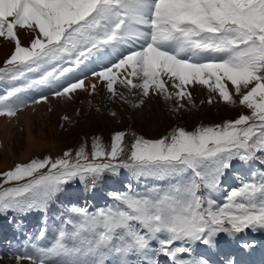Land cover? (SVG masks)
I'll return each mask as SVG.
<instances>
[{
	"label": "snow or ice",
	"instance_id": "6c2138e0",
	"mask_svg": "<svg viewBox=\"0 0 264 264\" xmlns=\"http://www.w3.org/2000/svg\"><path fill=\"white\" fill-rule=\"evenodd\" d=\"M18 30L30 34L29 46ZM0 38L14 43L0 76L40 72L33 83L50 84L127 46V54L93 72L114 96L120 70L130 69L119 83L140 88L145 97L154 92L191 101L188 86L198 84L226 104L239 97L250 112L192 131L176 128L159 139L137 136L126 160H120L124 133H117L110 151L94 142L91 161L81 148L74 163L65 152L0 173V214L44 211L71 181L91 179L95 185L104 172L121 168L136 177L176 181L145 194L113 192V203L96 211L66 209L54 243H32L35 255H18V264H108L110 258L113 264H158L153 257L159 255L171 264H209L193 256V245L212 248L221 233L264 230V170L234 188L222 206L214 199L234 160L248 164L260 154L264 164V0H0ZM83 88L84 79H78L55 95L70 98ZM21 91L0 97V117L13 118L26 106ZM103 160L109 162H96ZM43 238L42 230L36 239Z\"/></svg>",
	"mask_w": 264,
	"mask_h": 264
},
{
	"label": "rangeland",
	"instance_id": "374dc122",
	"mask_svg": "<svg viewBox=\"0 0 264 264\" xmlns=\"http://www.w3.org/2000/svg\"><path fill=\"white\" fill-rule=\"evenodd\" d=\"M18 36L23 46H29L30 34L28 32H23ZM0 48L2 49L0 68H3L5 61L14 50V43L1 38ZM125 48L128 52V47ZM127 52L124 53L119 48L118 52L109 54V59L105 63L92 58V62L87 61L84 68L81 65L75 69L77 77L68 73L50 84L37 85L33 83V81L41 78L40 72L27 73L24 77L15 79L11 76H0V93L4 92L0 97L19 88L22 84L25 90L21 93L20 100L26 104L15 117H0L9 119L8 124H12L11 127L15 128L7 139V141L10 140L8 142L10 144L9 152L7 154L0 152V173L12 170L16 164L29 163L33 159L51 157L55 160L63 158L65 152L72 153L69 159L74 163L76 162V153L81 148L85 150L89 161H91L94 142L99 140L104 149L110 151L112 138L117 133H124L122 143L124 152L121 154L120 160H126L131 145L137 136L154 140L167 135L176 128L192 131L198 126L222 124L225 121L235 120L241 114H250L247 108L239 105V97L234 95L236 104H226L219 99L218 94L198 84L188 87V91L192 95L191 101L174 98L172 102H169L164 97L146 99L140 95L143 101L141 103L143 111L140 114L135 113L136 107L132 106L127 99L118 96L122 94L121 86L117 88L115 96L106 91V86L104 87L107 84L106 81L98 80L100 82L95 85V92L83 88L71 93L70 98L69 96L59 97L55 95L57 91H62L63 87L77 82L78 79L85 81L97 78L93 75L94 71L98 72L103 70L105 66H110L120 54H127ZM114 71L116 70L114 69ZM122 73L120 70V75ZM120 79L119 76L117 80L119 85H121L118 83ZM29 82L30 84L26 86ZM45 86L49 87L46 88ZM199 87H203L204 90V98L200 101L194 94V91ZM228 87L234 94V89L230 83ZM38 89L41 91L38 92ZM123 89L128 90L125 87ZM82 93L88 95L81 96ZM45 97L46 100L43 99ZM210 97L213 99L212 103H208ZM36 100L41 102L35 103ZM41 104L43 106L40 107ZM181 104L183 107H180ZM30 109L32 110L30 111ZM20 114H24L23 117L17 118ZM23 121L28 123L31 133L41 144L40 147L35 145L34 148H30L32 151H29L25 158L23 155L28 150V143ZM2 136L4 137V132ZM260 163L261 157L260 154H257V159L248 163L251 166L246 172L244 164L234 160L233 166L221 178L219 193L214 196L217 205L222 206L227 200V195L234 188L239 187L243 182L264 170V165L261 166ZM43 171H47V169ZM175 182L171 178L136 177L129 170L121 168L115 174L110 171L104 172L97 179L95 185L92 184L91 179L82 182L77 178L71 181L68 185L63 186L64 190L49 202L44 211L20 212L10 210L0 214V264H18V255L25 253L35 255V249L31 247L32 243H37L41 247H50L58 237L59 230L64 226L62 221L67 219L66 209L70 207H87L89 211H96L113 203L111 196L113 192L123 193L131 190L133 193L145 194L153 188L167 190ZM0 183H3L2 179H0ZM100 195L103 196V199ZM42 230L44 238L37 240L36 237ZM263 234L264 230L253 231L251 229H246L244 232L236 234L235 237L221 233L216 237V241L219 243L218 247L224 250L220 252L214 250L215 254L221 257L219 260L223 264H231L234 261H236L234 264H247L243 261V255H247V251H253L256 254L259 242L255 241L257 240L255 237L263 240L264 237H261ZM239 235L244 237L240 242L243 246L239 243ZM152 246L158 247V244L153 242ZM243 247L245 248L244 252ZM230 248H234L233 251L228 250ZM192 249L194 254L195 251L197 255L206 254L209 260L212 259L217 264L218 257L215 259L216 256H214V251H211V248L196 244L192 246ZM237 251L239 252L238 256H236ZM153 258L158 261V264H171V260L163 255ZM184 258L188 259L187 257ZM131 259L135 260L136 258L132 257ZM24 261L26 260L20 261L19 264Z\"/></svg>",
	"mask_w": 264,
	"mask_h": 264
},
{
	"label": "bare ground",
	"instance_id": "6f19581e",
	"mask_svg": "<svg viewBox=\"0 0 264 264\" xmlns=\"http://www.w3.org/2000/svg\"><path fill=\"white\" fill-rule=\"evenodd\" d=\"M23 32H27L26 30H18V35H20L21 33H23ZM1 39V38H0ZM126 46H121L120 47V49H124ZM1 48H0V52H1ZM124 51V50H123ZM125 53V52H124ZM112 58V57H111ZM94 59L95 60H97L98 62H101V63H105L108 59H109V55H105V56H102L100 59H97V58H95L94 57ZM92 62V60H90L89 61V63H91ZM81 66V65H80ZM84 66H85V64H83V68H84ZM82 68V67H81ZM131 70L129 69L128 70V72H130ZM121 72H123L122 73V75H119L120 76V78L121 79H123V78H125V76H127L128 75V72H125L124 70H121ZM77 72L76 71H73V72H71V74H72V76L73 77H77V74H76ZM98 80H100L98 77L97 78H92V79H90V80H85L84 81V83H85V88L87 89V91H90L91 90V87H89V86H91V85H93V84H95V85H98V83L101 81H98ZM21 81V80H20ZM141 81H139V80H136V79H134V83H140ZM119 83V82H118ZM30 84V82L29 83H27L26 84V86H28ZM168 84H169V91L170 92H174L175 91V89H173V88H171V82L169 81L168 82ZM106 85H104V87H105ZM119 86H121V93L123 94V96H121L120 94L118 95L119 97H124L125 99H127L128 100V102L132 105V106H134V107H136V112L135 113H138V114H140L142 111H143V109L141 108V98H140V95H142V90L140 89V88H136V89H132V90H124L123 89V85H119V84H117L116 83V85H115V89H116V91H117V88L119 87ZM192 85H189L188 87H191ZM46 88H48L49 86H45ZM20 89H22V91L18 94L19 95V97H20V95H21V93H23L24 92V86L22 85V84H20V87H19ZM120 88V87H119ZM41 90H39L38 89V92H40ZM106 91H108L107 90V87H106ZM119 92V91H118ZM195 93V95H197V98H198V100L200 101V100H203V98H204V90H203V87H199V88H197L195 91H194ZM88 95V94H87ZM87 95H85V93H82L81 94V96H87ZM145 97V96H144ZM150 97H158V98H163V96H159V95H156L154 92H152V93H150V95L148 96V97H145L146 99H149ZM15 98V97H14ZM174 99V98H173ZM173 99H171V100H169V102H172V100ZM200 103V102H199ZM202 103V102H201ZM41 106H43V104H41L40 105V107ZM33 109V108H32ZM32 109H30V111L32 110ZM41 109V108H40ZM156 113V112H155ZM160 114V113H159ZM23 115L24 114H20V115H18L17 116V118L18 117H23ZM136 116V115H135ZM145 116V115H144ZM0 152H2L3 154L5 153V154H7L9 151L8 150H10V144H8V142L10 141H7V139L11 136V134L14 132V130H15V128L13 129L11 126H12V124H8V122H9V119H6V118H0ZM29 122V121H28ZM23 123L25 124V127H26V135H27V145H28V150H27V152L26 153H24V158L26 157V156H28V153H29V151H32L30 148H32L33 146H35V145H37V146H41V144L36 140V138L34 137V135L31 133V131H30V127L28 126V123L27 122H25V121H23ZM7 127H10V128H7ZM29 128V129H28ZM4 132V137L2 136V133ZM37 146H36V148H37ZM34 148V147H33ZM31 153V152H30ZM30 155V154H29ZM260 165L261 166H263L264 164H262V163H260ZM244 166H245V169H246V172H247V170H249V167L251 166V164H250V166L248 165V164H244ZM264 168V167H263ZM250 172V171H249ZM252 172V171H251ZM238 235V234H237ZM240 237V238H239ZM239 243L241 242V239L242 238H244L243 236H241V235H239ZM253 237H255V236H253ZM261 237H264V234L263 235H261ZM257 240H255V241H258L259 243V248H257V252H256V254H254L253 253V251H247V255L246 254H244L243 255V261H245L247 264H264V262H261V261H263L264 260V239L262 240V239H258L257 237H255ZM238 241V240H237ZM218 242L216 241V246L215 247H212L211 248V251H214V250H216L217 252H220V251H223L224 249H222L221 247H218ZM223 244V243H222ZM228 247V246H227ZM233 249L234 248H230V249H228V250H232L233 251ZM260 249V250H259ZM213 253V252H212ZM211 253V254H212ZM214 256H216V254H215V251H214ZM239 255V252L237 251V253H236V256H238ZM193 256H195V257H197V258H200V259H205V260H207L208 262H209V264H215L214 263V261L211 259V260H209L208 259V256L206 255V254H199V255H197L196 254V251H195V254L193 253ZM184 257H187V258H191V257H189L187 254H185V256ZM217 257H218V259H217ZM221 257H219V256H216V258L215 259H217V264H223L222 263V261H220L219 259H220ZM234 262H236V261H234ZM234 262L233 263H231V264H234ZM21 264H29V261L28 260H26V261H24V262H21ZM108 264H113V262H112V259H109V261H108Z\"/></svg>",
	"mask_w": 264,
	"mask_h": 264
}]
</instances>
